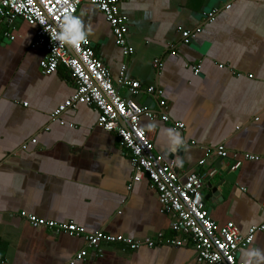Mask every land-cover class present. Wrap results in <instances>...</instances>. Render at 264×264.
<instances>
[{
	"label": "crops",
	"instance_id": "crops-1",
	"mask_svg": "<svg viewBox=\"0 0 264 264\" xmlns=\"http://www.w3.org/2000/svg\"><path fill=\"white\" fill-rule=\"evenodd\" d=\"M213 9L218 12L209 23L204 13ZM120 10L128 19L129 56L116 46L103 15L87 0L79 6L96 58L114 83L125 66V75L142 88L162 91L158 99L120 92L154 113L140 125L154 154L166 163L182 158V166L175 165L181 181L191 172L205 176L201 196L208 218L246 234L264 220V0H122ZM196 29L189 44L182 43L181 32ZM33 40L34 28L20 18L0 22V264H69L82 250L86 256L73 264H196L192 246L167 244L177 236L170 215L161 211L147 178L131 181L129 157L115 133L97 126L96 109L76 105L61 115L64 125L52 120L75 87L64 67L42 73L45 53L31 48ZM156 60L161 70L154 68ZM159 100L168 122L160 119ZM149 123L157 127L148 130ZM175 123L183 129H174ZM169 128L184 137L178 152H169L159 135ZM217 145L228 158L210 155L198 166L204 147ZM234 153L259 160H244L228 172ZM21 214L157 243L134 251L106 242L89 249L83 238L32 228ZM249 250L264 257V232L238 252V261ZM252 264L264 259L252 257Z\"/></svg>",
	"mask_w": 264,
	"mask_h": 264
},
{
	"label": "built area",
	"instance_id": "built-area-1",
	"mask_svg": "<svg viewBox=\"0 0 264 264\" xmlns=\"http://www.w3.org/2000/svg\"><path fill=\"white\" fill-rule=\"evenodd\" d=\"M83 1L85 0H0V22L3 19L20 18L34 28L31 48H40L45 53L39 63L42 73L49 76L59 66L64 67L74 84V94L53 111L52 120L64 125L60 117L65 111L73 109L76 105L94 107L98 113L97 126L105 132L115 133L120 140L121 148L129 157L133 169L131 181L137 183L147 178L150 189L156 194L161 211L170 215L172 219L170 229L177 232V236L167 240V244L177 247L192 246L196 264H252V258L238 261L237 255L240 250L251 247L257 233L264 232V220L250 227L246 234H241L231 222L217 227L208 218L202 201L201 190L205 184V176L191 172L181 181L175 169L176 164L166 163L161 156L153 153L152 141L146 129L140 125L142 118L152 121L155 118L154 113L124 98L120 92L125 90L130 97L145 93L158 99L162 96V91L152 86L142 88L137 80L129 79L125 75V66L121 67L119 77L114 83L108 69L96 58L93 46L87 38L73 47L61 45L51 39L53 32L59 31L65 15L76 16L82 22L78 9ZM121 1L87 0L103 15L122 55L129 56L133 49L127 44L128 19L120 10ZM230 7L231 5L227 3L224 9L228 10ZM217 12L218 9H213L204 13V18L209 23L213 22ZM197 33L199 29L194 32L182 31V43L189 44ZM153 66L156 70H161L162 63L156 60ZM192 70L197 75L199 66L193 67ZM158 106L162 112L160 119L168 122L169 118L163 111L165 101L159 100ZM173 126L177 130L183 129L180 123ZM30 143L35 144L36 140L31 139ZM26 148V144L21 146L22 150ZM204 151L205 158L199 161L198 166L204 165L205 159L210 155H216L221 159L228 158L223 145L204 147ZM244 160L257 161L259 157L234 153L230 170H236ZM21 216L32 228H45L54 234L83 238L86 247L94 250L102 242L120 244L132 251L142 246L151 248L157 243L151 239L134 241L121 235L111 236L103 232L86 233L83 228L70 221L56 224L32 215ZM161 236L162 234H159L157 238ZM85 256L86 251L82 250L69 264L80 261Z\"/></svg>",
	"mask_w": 264,
	"mask_h": 264
},
{
	"label": "clouds",
	"instance_id": "clouds-1",
	"mask_svg": "<svg viewBox=\"0 0 264 264\" xmlns=\"http://www.w3.org/2000/svg\"><path fill=\"white\" fill-rule=\"evenodd\" d=\"M87 35L88 33L83 29L81 20L69 14L64 16L60 23L59 31H54L51 39L59 42L61 45L73 47L78 45L81 41H85ZM156 127L157 125L155 123H149L147 125L148 130L155 129ZM159 135L166 141L169 152L174 153L180 151L185 143L184 137L174 129H160ZM175 163L177 167L182 166V158L176 156ZM244 255L249 258L255 257L257 262L264 259L259 250H249L245 252Z\"/></svg>",
	"mask_w": 264,
	"mask_h": 264
},
{
	"label": "water",
	"instance_id": "water-1",
	"mask_svg": "<svg viewBox=\"0 0 264 264\" xmlns=\"http://www.w3.org/2000/svg\"><path fill=\"white\" fill-rule=\"evenodd\" d=\"M230 168H231V165H230V167H229V170H228V172H229V171H231V170H230Z\"/></svg>",
	"mask_w": 264,
	"mask_h": 264
}]
</instances>
